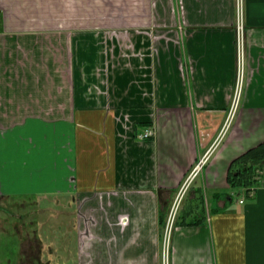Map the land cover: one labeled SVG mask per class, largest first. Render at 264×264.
Segmentation results:
<instances>
[{
    "label": "crops",
    "instance_id": "crops-1",
    "mask_svg": "<svg viewBox=\"0 0 264 264\" xmlns=\"http://www.w3.org/2000/svg\"><path fill=\"white\" fill-rule=\"evenodd\" d=\"M237 20L236 0H0V264H163L168 210L231 112ZM242 22L232 127L170 264H264V176L214 196L264 141V0Z\"/></svg>",
    "mask_w": 264,
    "mask_h": 264
},
{
    "label": "trees",
    "instance_id": "trees-1",
    "mask_svg": "<svg viewBox=\"0 0 264 264\" xmlns=\"http://www.w3.org/2000/svg\"><path fill=\"white\" fill-rule=\"evenodd\" d=\"M264 176V141L247 149L235 157L229 164L226 174L227 191L215 192L217 197H241L258 185ZM204 218H193L181 221L185 224H199ZM178 222V221H177Z\"/></svg>",
    "mask_w": 264,
    "mask_h": 264
},
{
    "label": "rangeland",
    "instance_id": "rangeland-1",
    "mask_svg": "<svg viewBox=\"0 0 264 264\" xmlns=\"http://www.w3.org/2000/svg\"><path fill=\"white\" fill-rule=\"evenodd\" d=\"M122 3H123V0H121ZM121 8V11L119 9L116 8V11H117V15H115V19H117L116 21H124V7L122 9V6H120ZM116 11H113L116 12ZM109 14L112 13V11H109L108 12ZM112 13V14H113ZM110 14V15H112ZM107 15V13H105L103 16L105 17ZM113 16V15H112ZM236 111V109L234 110V112ZM234 112L233 113H230L229 116L227 117V121L222 125L221 127V130L219 132L220 134V137L222 138L223 135H225L229 130H230V127H232V117L234 115ZM53 139H54V136H53ZM219 139L218 141L214 144L215 141H213L212 145L210 146L209 149H211L210 151L206 150L204 152V154L200 157H204L206 156V162L209 160V157L211 156V154L213 153L214 149L217 147L218 143H219ZM199 158V159H200ZM198 159V161H199ZM197 161V162H198ZM196 162V163H197ZM205 162V163H206ZM196 163L195 165L193 166V168L196 166ZM205 163L203 164V166L205 165ZM202 166V167H203ZM192 168V169H193ZM191 169V170H192ZM202 168L200 169V171H198V173L196 174V176L192 179V181L188 184V186L186 187V192L184 194H181L178 201L176 202V204L173 206V203H172V206L170 207V209L168 210V214L166 216V221H165V226H164V231H162V243H161V248H162V253L163 251H165L166 253H168V263L170 264V257H171V235H172V229L174 227V224L178 221V216L179 214L181 213V210H182V207H184V205L186 204V200L188 199L187 197L189 196V191L192 189V185L194 184V182L199 179V173L201 172ZM191 172V171H190ZM190 174V173H189ZM227 174V173H226ZM189 176V175H188ZM187 176V177H188ZM186 177V179H187ZM185 179V180H186ZM227 182V180H226ZM228 184V183H227ZM183 186V185H182ZM182 197V198H181ZM181 201V202H180ZM175 207V208H174ZM169 226H168V225ZM164 252V253H165Z\"/></svg>",
    "mask_w": 264,
    "mask_h": 264
},
{
    "label": "built area",
    "instance_id": "built-area-1",
    "mask_svg": "<svg viewBox=\"0 0 264 264\" xmlns=\"http://www.w3.org/2000/svg\"><path fill=\"white\" fill-rule=\"evenodd\" d=\"M237 1V8H238V20L236 23V31H237V81H236V87H235V96H234V101H233V105L231 108V112H234L235 107H236V101L239 95V91L241 89V81H242V66H243V48H244V43H243V35H244V28H243V22H242V10H243V0H236ZM153 135V130L151 128H146L143 133L141 134V138H149ZM218 139H220V134L218 135V137L216 138L214 144L218 141ZM211 149H209L208 151H210ZM206 162V156L202 157L199 159V161L196 163V166L191 170L190 174H188L189 176L187 177V179L185 180L183 186H182V190H184L188 184L192 181V179L196 176V174L198 173V171H200V169L202 168L203 164ZM181 190V191H182ZM178 201V198L175 200L174 205L176 204V202ZM240 202H242V199H240ZM173 205V206H174ZM175 208V207H174ZM168 225V224H167ZM169 226V225H168ZM165 251H163L162 256H163V264H169L168 263V253H164Z\"/></svg>",
    "mask_w": 264,
    "mask_h": 264
}]
</instances>
